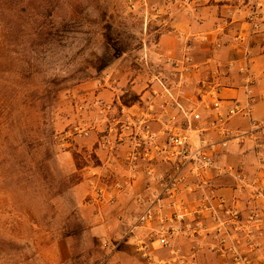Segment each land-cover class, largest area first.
I'll return each mask as SVG.
<instances>
[{"label": "rangeland", "instance_id": "1", "mask_svg": "<svg viewBox=\"0 0 264 264\" xmlns=\"http://www.w3.org/2000/svg\"><path fill=\"white\" fill-rule=\"evenodd\" d=\"M150 11L148 0H0V264H137L131 244L118 253L130 222L101 221L87 203L94 134L69 148L59 135L87 131L99 99H138L136 59L159 36Z\"/></svg>", "mask_w": 264, "mask_h": 264}, {"label": "built area", "instance_id": "2", "mask_svg": "<svg viewBox=\"0 0 264 264\" xmlns=\"http://www.w3.org/2000/svg\"><path fill=\"white\" fill-rule=\"evenodd\" d=\"M238 1L256 16L259 0ZM179 3L196 7L199 0ZM128 5L146 8L147 0H128ZM157 48L150 42L136 59L145 79L134 103H121L119 95L115 102L99 99L93 107L100 118L89 120L87 131L72 127L59 135L61 145L69 148L78 138L94 134L87 145L92 142L91 148L122 162L119 174L90 170L87 203L99 211L121 195L130 197L135 214L118 220L130 222L121 238L146 264H198L195 255L185 257L175 250L169 257L156 256L178 238L194 243L209 238V249L222 264H264V258L241 248L245 242L253 244L256 232H264V208L257 205L259 200L264 204V187L228 159L229 146L248 139L256 142V158L264 160V138L255 137L264 135V119L252 118L249 104L225 99L216 77L193 85L186 78L193 66L190 56L164 55ZM247 71L245 55L238 72ZM236 117L245 119L248 129L233 128ZM89 154L97 162L96 153ZM102 246L108 248V242Z\"/></svg>", "mask_w": 264, "mask_h": 264}, {"label": "crops", "instance_id": "3", "mask_svg": "<svg viewBox=\"0 0 264 264\" xmlns=\"http://www.w3.org/2000/svg\"><path fill=\"white\" fill-rule=\"evenodd\" d=\"M259 1L260 7L256 16L251 17L249 7L238 0H199L196 7L180 5L179 0H148L152 24L159 33L154 40L157 50L164 55L178 58L183 55L190 56L193 66L188 69L186 78L193 85L202 79L216 77L224 87L221 95L241 105L249 104L254 119H264V0ZM200 36L205 40L200 41ZM245 55L248 71L239 73L238 66ZM218 64L221 65L219 70ZM217 71L220 72L218 75ZM141 88L142 85H139L137 93ZM231 125L242 130L249 126L240 117L233 119ZM255 137L263 139L264 135L256 133ZM91 144L92 142L88 143L87 150L89 153L91 150L96 153L97 162L87 166L86 180L90 170L101 172L107 169L112 175L113 172L119 174L122 169L121 160L111 155L105 156L103 152L91 148ZM228 159L241 164L251 178L264 187V160L256 158L255 141L244 139L243 144H231ZM223 192L231 194L228 189ZM257 202L258 206L264 208L260 200ZM103 206L96 213L101 221L104 218L106 221H120V218L126 220L135 214V205L130 197L119 196L118 201L110 207L112 210L107 217L102 215ZM255 235L252 245L245 242L241 248L245 252L249 251L251 256L261 259L264 258V232H256ZM210 242L209 238L197 243L178 238L172 242L170 249L159 250L155 254L158 257H169L170 252L175 250L178 255L185 257L195 255L198 264H222L218 256L210 251ZM125 243L126 241L118 250L122 257L126 246L131 244ZM131 249L135 262L146 264L133 247Z\"/></svg>", "mask_w": 264, "mask_h": 264}]
</instances>
